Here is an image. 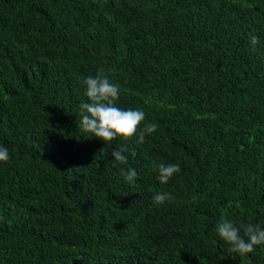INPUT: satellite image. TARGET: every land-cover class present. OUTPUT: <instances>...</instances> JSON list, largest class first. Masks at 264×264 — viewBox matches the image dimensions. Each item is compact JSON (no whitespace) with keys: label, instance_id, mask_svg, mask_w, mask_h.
<instances>
[{"label":"trees","instance_id":"trees-1","mask_svg":"<svg viewBox=\"0 0 264 264\" xmlns=\"http://www.w3.org/2000/svg\"><path fill=\"white\" fill-rule=\"evenodd\" d=\"M90 75L156 131L84 133ZM0 144V264H264L215 231L264 226V0H0Z\"/></svg>","mask_w":264,"mask_h":264},{"label":"clouds","instance_id":"clouds-1","mask_svg":"<svg viewBox=\"0 0 264 264\" xmlns=\"http://www.w3.org/2000/svg\"><path fill=\"white\" fill-rule=\"evenodd\" d=\"M258 42L259 38L256 36L250 40L252 45ZM83 84L85 85L84 95L88 101L81 102L79 105V127L84 133H91L105 143L117 137L128 139L136 136V142L139 144L145 141L146 136L156 131L155 123H143L141 127L142 122L145 121V113L142 109L117 106L120 88L117 84L111 83L107 77L90 75L85 77ZM126 151L121 145L118 150L112 151L111 157L120 164H127L128 157L124 154ZM9 160V148L0 144V164L7 163ZM152 167L157 173L156 179L160 184L168 183L181 170L178 162L153 163ZM121 176L129 184L139 179V173L133 167H128ZM167 199L168 194L165 192H156L152 196V202L157 206L164 204ZM215 231L220 239L229 245L228 251L240 257L252 253L257 246L264 245V226L260 224L247 223L237 226L231 220L222 218L216 224Z\"/></svg>","mask_w":264,"mask_h":264},{"label":"bare ground","instance_id":"bare-ground-1","mask_svg":"<svg viewBox=\"0 0 264 264\" xmlns=\"http://www.w3.org/2000/svg\"><path fill=\"white\" fill-rule=\"evenodd\" d=\"M47 255V254H46Z\"/></svg>","mask_w":264,"mask_h":264}]
</instances>
